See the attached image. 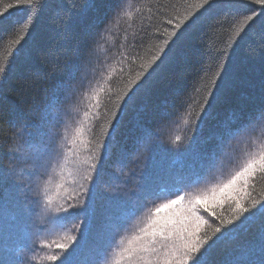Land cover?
I'll return each instance as SVG.
<instances>
[{"label":"trees","instance_id":"obj_1","mask_svg":"<svg viewBox=\"0 0 264 264\" xmlns=\"http://www.w3.org/2000/svg\"><path fill=\"white\" fill-rule=\"evenodd\" d=\"M0 13V166L8 174L0 188L4 264H60L48 258H62L59 245L75 246L82 233L89 238L86 255L102 250L100 264H132L124 249L129 241L141 243L133 238L155 207L176 198L170 193L207 191L264 155V4L0 0ZM185 16L177 30V17ZM246 16L253 19L245 22ZM173 31L185 32L177 58L137 92L176 41L168 37ZM157 54L160 60L145 69ZM222 80L230 81L226 90ZM237 117L250 123L221 144ZM37 149L46 152L38 163ZM204 159L211 163L201 167ZM101 165L103 178L89 197ZM194 171L198 183L188 182ZM144 176L153 180L151 191L143 189ZM233 189L235 199L213 205L215 215L200 209L207 221L201 235L208 234L201 252L255 211L253 201L264 200V171L257 166ZM124 199L135 207L126 221L117 207ZM237 201L249 211L241 212ZM77 207L88 212L57 222L65 209ZM262 243L264 223L257 221L224 239L211 264H260Z\"/></svg>","mask_w":264,"mask_h":264},{"label":"snow or ice","instance_id":"obj_2","mask_svg":"<svg viewBox=\"0 0 264 264\" xmlns=\"http://www.w3.org/2000/svg\"><path fill=\"white\" fill-rule=\"evenodd\" d=\"M119 2V0H117ZM256 3L264 4V0H255ZM19 4H30L31 0H17ZM204 4L209 3V0H203ZM12 7V5H8ZM2 15V13H0ZM187 19L185 16L183 19L177 17V22L175 28L180 29L181 25L184 23V20ZM252 16H246L245 22L252 20ZM169 24L172 23L171 20L168 21ZM187 30L185 29V32ZM185 32H180L177 36V32L173 31L168 33L169 40L172 37H176V41L172 43V47L168 49V54L165 55L163 60H160V56L154 55L152 60L148 65L145 66L151 67L152 64L156 63L157 60H160V64L157 65V69L153 70V73L149 75L148 79H145L144 82L139 86L137 92L141 89H147L151 87V82L153 76L156 75L157 70L163 65L166 61L172 62L177 57L174 55V50L177 49L182 37H184ZM169 40L165 41V44H168ZM163 51V48H161ZM142 73L137 75V79L140 78ZM222 87L226 90L230 87L229 80L221 81ZM131 99V97H129ZM261 115L264 116V106L260 109ZM250 121H245L241 117H237L236 120L230 122L226 125L224 133L220 136L219 142L222 144L225 139H230L238 131L248 126ZM35 134H33V137ZM30 146L33 145V141L28 142ZM46 154L42 149H37L34 156V162L38 163L39 160ZM124 153L121 152L120 156L123 157ZM103 159V157H102ZM211 163L210 159H204L201 161V167H205ZM259 166L261 171H264V155L260 156L258 159L253 158L248 161L247 165L238 171L231 179L226 183L216 185L213 188L200 192L199 194H189L183 193L182 190H177L173 193L175 199H169L165 203H162L155 207L152 212L149 223L140 229L138 235H136L133 240L140 241L141 243L137 246H133V241H129V247L125 248L124 251L128 254L129 260L132 264H189L190 260H193L194 254L199 253L196 256L193 264H211V257L216 249V247L224 239H234L240 235L242 232H247L257 221L264 223V200L253 201V207L255 211L251 212L250 215L246 216L244 220L240 222L234 229H230L221 237H217L215 241L211 244H208V247L204 249L203 252L200 251L201 246L207 243V233L201 235L202 225L206 224L207 221L199 215L200 209L203 208L208 212H211L215 215L213 210V205H220L224 202L225 199H235L233 196V185L241 178L254 173V169ZM3 169V172L0 173V188H3L8 180L7 169L3 166H0ZM36 170H29L28 174H34ZM104 170L103 166L97 169L95 176L91 181V187L88 189V196L91 197L92 187H95L103 178ZM200 178V173L194 171L192 173V178L188 180L190 183H198ZM143 185L145 191H151L153 186L152 179H145L143 177ZM187 197V199H186ZM257 205H259L257 207ZM117 207L124 214L125 221L128 217L135 214V207L127 199L120 200L117 202ZM237 208L241 212H248L249 209L244 208L237 201ZM57 211H59L57 209ZM65 215L57 218V222L63 223L68 222L72 217H79L82 214L88 212L87 207H77L74 211L69 212L67 209L64 210ZM224 223V221H221ZM228 223H231L229 221ZM47 226H42L46 228ZM214 231L219 232L220 229L216 228ZM59 247L64 251L63 257L50 256L48 259L56 261L60 259V264H100L102 260V250L94 251L90 256L86 255L89 249V238L85 234H81L80 242L75 246L69 248L67 245H59ZM243 256V253L241 254ZM261 255L264 257V243L261 244ZM0 264H4L3 261H0ZM236 264H251L250 260H238ZM260 264H264V258L261 259Z\"/></svg>","mask_w":264,"mask_h":264}]
</instances>
